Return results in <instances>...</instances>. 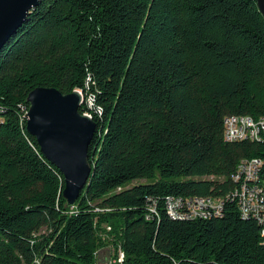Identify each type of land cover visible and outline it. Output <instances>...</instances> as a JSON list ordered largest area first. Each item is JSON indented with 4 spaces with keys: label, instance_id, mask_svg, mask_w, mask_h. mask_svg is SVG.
Instances as JSON below:
<instances>
[{
    "label": "trees",
    "instance_id": "16d2710c",
    "mask_svg": "<svg viewBox=\"0 0 264 264\" xmlns=\"http://www.w3.org/2000/svg\"><path fill=\"white\" fill-rule=\"evenodd\" d=\"M38 85L92 101L79 106L95 123L91 168L71 205L24 126ZM230 113L264 115L255 0H38L0 47V264H92L111 241L123 264H264L257 223L230 199L264 139L224 140ZM177 195L218 196L221 214L170 218Z\"/></svg>",
    "mask_w": 264,
    "mask_h": 264
},
{
    "label": "water",
    "instance_id": "95a60500",
    "mask_svg": "<svg viewBox=\"0 0 264 264\" xmlns=\"http://www.w3.org/2000/svg\"><path fill=\"white\" fill-rule=\"evenodd\" d=\"M37 1L0 0V47ZM255 2L264 18V0ZM25 100V129L34 137L42 155L61 173L60 193L71 205L90 172L87 146L95 123L79 111L81 96L76 89L60 92L52 86L38 85L27 92Z\"/></svg>",
    "mask_w": 264,
    "mask_h": 264
},
{
    "label": "built area",
    "instance_id": "2783aa9c",
    "mask_svg": "<svg viewBox=\"0 0 264 264\" xmlns=\"http://www.w3.org/2000/svg\"><path fill=\"white\" fill-rule=\"evenodd\" d=\"M75 89L80 93L81 105L84 104L87 108L91 107L90 97L83 94L82 89ZM255 128L262 129V139H264V115L257 116ZM222 137L228 141L244 140L239 113L224 115ZM230 177L236 183L235 194L230 199L235 201L240 216L250 217L257 223L260 241L264 243V158L250 157L248 161L241 164V167H236ZM147 199L148 213L146 217L156 215L154 199ZM221 211L222 205L218 201V196H216V203H204L197 195H177V199L172 200V208H169L168 216L176 219L206 218L220 215ZM106 229H109L108 225H106ZM93 256L92 264H123L124 260V253L120 252L118 241H111L97 248ZM33 264H36V260Z\"/></svg>",
    "mask_w": 264,
    "mask_h": 264
},
{
    "label": "bare ground",
    "instance_id": "6f19581e",
    "mask_svg": "<svg viewBox=\"0 0 264 264\" xmlns=\"http://www.w3.org/2000/svg\"><path fill=\"white\" fill-rule=\"evenodd\" d=\"M88 114L85 113V115L91 117ZM239 120L242 121V131H243L245 140H248V139L249 140H259L261 138L262 129L255 128L256 120H254L251 117H247V116H239ZM245 161H248V160H245ZM245 161H242L238 167H241V164H243ZM234 194L235 193H233V195ZM199 199L203 201L204 203H216V199H208V198H199ZM172 200H176V199L169 197L165 201V207H166L167 214L169 213V208H172ZM223 200L218 198V201L221 205L223 204ZM122 251L123 250H121V247H120V252L123 253Z\"/></svg>",
    "mask_w": 264,
    "mask_h": 264
},
{
    "label": "rangeland",
    "instance_id": "374dc122",
    "mask_svg": "<svg viewBox=\"0 0 264 264\" xmlns=\"http://www.w3.org/2000/svg\"><path fill=\"white\" fill-rule=\"evenodd\" d=\"M143 181V179H135V180H131L130 182H128L126 185H130L132 183H136V182H141Z\"/></svg>",
    "mask_w": 264,
    "mask_h": 264
}]
</instances>
